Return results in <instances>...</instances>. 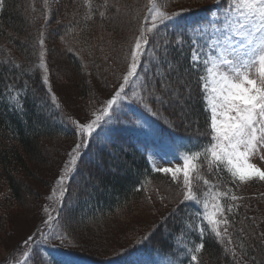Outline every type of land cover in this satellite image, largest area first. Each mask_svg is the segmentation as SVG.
Listing matches in <instances>:
<instances>
[{"label":"trees","instance_id":"obj_1","mask_svg":"<svg viewBox=\"0 0 264 264\" xmlns=\"http://www.w3.org/2000/svg\"><path fill=\"white\" fill-rule=\"evenodd\" d=\"M157 6L168 13L181 12L176 20L183 25L206 21L209 18L208 10L219 8L220 4L217 0H157ZM148 7V0H4L0 7V45H3L0 47V189L9 192L3 196L5 201L1 209L4 212L24 202V185L20 176L26 173L33 177L30 164L39 161L46 166L52 163L40 155L42 143L54 142L57 145L58 140L62 144L67 140H77L75 132L78 130L74 128L72 120L78 119L67 111L57 91L60 89L59 93L66 95L73 91L75 98L79 96L78 98L86 100L88 97L96 98L101 93L99 88L106 89L103 87L113 85L109 89L113 91L105 102L110 99L122 82V76L126 74L125 56L139 34L143 18L149 14ZM34 12L38 16L33 19ZM101 12L104 13L103 16L100 15ZM126 15L130 17L128 23L122 21ZM44 19L46 21L42 26L40 23ZM50 28L53 39L49 35L51 39L48 45L44 42L45 51L47 53L50 49L52 53L55 52L51 55L52 58H55V54L60 57L63 55V62L57 60L59 65L55 72L61 69L67 81L66 85L60 81L56 90L54 79L48 75L47 68V73L43 71V75L47 76L51 92L48 85L43 83L42 71L36 65V62L40 64L41 45L37 54L36 46L33 47L34 37ZM157 31L155 41L159 47L154 49L156 56H161L166 46L168 59L178 61L179 71L184 73L190 67L191 36L178 38L176 28L159 23L154 32ZM210 36L211 33L204 40L210 39ZM114 40L118 44L122 43L118 51L111 50ZM58 43L63 50L62 54ZM55 44V49L52 50L51 46L54 47ZM152 45L153 36L150 35L149 46ZM148 54L151 56L152 52ZM111 60L118 64L114 67L113 75L107 74L113 68ZM45 65L47 67V63ZM197 76L198 72H193L185 80L186 84L191 83L195 89L193 98L187 102L189 122L177 120V114L171 112L165 104L153 103L155 97H148L149 105L157 110L156 116L144 112L133 103L125 109L128 115L122 114L121 120L127 123L133 114L142 113L155 122L160 130V138L144 141L131 131L124 130L122 125H113L110 126L112 131L108 133L109 139H105L102 134L85 151L77 166L68 174L74 178L71 182L65 179L63 187L67 191L61 195L60 186L51 197L49 215L56 217L59 209L60 224L57 225L55 220L51 223L65 233L63 245L49 242L43 235L37 236L39 232L41 234L48 231L47 225L41 222L31 235L35 236V240L39 239V242L34 244L32 255L25 264H41L42 259H51L56 264L58 260L48 255V250L53 249L96 264L116 261L127 264L128 253L135 252L138 248L143 249L142 253L150 259H166L176 264H264V244L260 242L254 222L240 213L242 205L238 201L239 189L253 184L254 180H233L226 169H217L215 166L211 171L208 170L202 149L209 141L205 134L209 121L200 99ZM156 85L159 90V79L156 80ZM12 97L19 100V106H14L15 100ZM71 98L70 95V101ZM58 119L59 123L56 122ZM81 120L84 119L79 118ZM159 144L174 145L182 156L190 157L192 164L197 166L190 174L197 193L196 203H181L183 173L177 180H173L170 173L152 170L146 152L150 146L158 147ZM95 150L97 153L93 154L94 158L91 157L92 161L89 162L90 154ZM85 163L102 169H108V164L111 163L108 170L113 171L95 177L88 188V201L83 199V192H75L78 175L85 170ZM166 190L173 193V202L165 209V214L159 218L161 220L155 227L149 229V220L143 221L147 224L145 231L140 230L143 232L135 238L132 236L136 232L129 234L127 238L132 237V242L113 254H90L85 250L98 248L103 251L110 248L104 245H118L126 235L123 234V225L127 222V216H132L138 207L158 199V195ZM76 193L81 203L72 212L73 221L66 224L69 200H73ZM260 195L261 192L255 198L261 206ZM233 196L237 199L233 200ZM213 205L224 209L223 217L218 215L216 218H227L228 223H221L219 228L235 246L233 255L225 245L223 236L216 237L207 224L206 216L214 210ZM159 211L161 212L160 209ZM10 213L6 218L3 216L5 213L0 215V230L7 229L5 221L8 224ZM189 213L191 216L187 217ZM76 221H81V224ZM225 228L227 232L224 231ZM201 229L204 247L200 252H195V247L201 242ZM243 234L250 236V243L245 241ZM92 235L94 238L90 240ZM146 235L148 239L138 243ZM120 252L124 256H119ZM193 254L197 256L196 261L190 260Z\"/></svg>","mask_w":264,"mask_h":264},{"label":"snow or ice","instance_id":"obj_2","mask_svg":"<svg viewBox=\"0 0 264 264\" xmlns=\"http://www.w3.org/2000/svg\"><path fill=\"white\" fill-rule=\"evenodd\" d=\"M4 0H0V7ZM220 7L209 9V18L180 25L176 20L181 12L168 13L157 6V0H148V15L143 18V24L138 29L139 34L134 38L125 56L126 74L122 76V82L114 94L108 99L102 109L91 112L90 117L83 122L72 120L77 142L69 153L70 159L59 175L57 185L61 186L63 195L67 188L63 187L66 177L69 182L74 176H69V168H75L79 158L84 155L91 145L95 144L101 135L109 139L108 133L112 131L110 126L122 125L126 131H131L144 141H154L160 138V130L155 122L149 120L142 113L133 114L127 123L121 120V115L131 104L141 107L144 112L157 115L148 103V97H155L153 103L165 104L170 101L182 102L191 100L195 89L191 83L185 84V80L193 72H198L197 86L200 90V99L204 105V111L208 113L209 121L206 135L208 144L203 147L208 170L213 166L217 169H226L233 180L247 182L251 180L264 181V170L251 162L253 157L264 160V0H217ZM183 11V10H181ZM104 15L103 12L100 13ZM159 25H168L176 28V35L182 38L191 36L190 67L179 71V62L168 59V51L165 46L161 56H156L154 49L159 47L155 41L158 35ZM211 33L210 39L204 37ZM153 36V45L149 46V36ZM41 49L44 45L43 34L39 38ZM207 49V51H206ZM149 52L152 55L149 56ZM39 67L47 73L44 63V51H40ZM169 77H174L170 80ZM159 79L161 87L158 90L156 80ZM43 83L51 87L47 76ZM127 89V90H126ZM143 93V94H141ZM15 100L14 106H19V100ZM53 99L55 97L53 96ZM59 107V105H57ZM100 131H97V130ZM210 157V159H209ZM154 159V153L149 154ZM179 159V157H178ZM183 185L181 191L184 201L197 202V193L190 180V174L197 167L191 162V158L183 160ZM154 170L171 173L172 179H177V173L170 167H157ZM207 183V181H206ZM233 200L237 197L233 196ZM63 207V204H61ZM214 210L206 216L207 224L211 226V232L216 237L221 236L219 225L227 224V218L223 217L224 209L219 205H213ZM205 211L207 204L204 205ZM45 212L48 208L45 207ZM231 210V208L229 209ZM51 215L44 221L48 227L47 233L41 235L49 242L60 241L63 245L65 233L54 227L51 221L60 224L58 217ZM227 232V229H224ZM201 242L195 247V252H200L204 244L203 229L200 230ZM148 236L141 238L138 243L147 240ZM29 237L24 243L28 245L33 241ZM143 249L128 253V264H152L151 261L141 258L138 254ZM124 256L123 252L118 253ZM62 259L56 264H74L70 254L59 253ZM191 261H196L197 256L191 255ZM41 264H53L51 259H42ZM115 264H120L116 261ZM155 264H161L156 261Z\"/></svg>","mask_w":264,"mask_h":264},{"label":"rangeland","instance_id":"obj_3","mask_svg":"<svg viewBox=\"0 0 264 264\" xmlns=\"http://www.w3.org/2000/svg\"><path fill=\"white\" fill-rule=\"evenodd\" d=\"M37 16L38 14H36L35 12L32 13L33 19ZM27 19H28V13H27ZM57 19H58V16H57ZM129 20H130V17L126 15L122 21L125 23H128ZM45 21L46 20L44 19L40 24L43 26ZM50 30L51 28L43 30V39H44V42H46V45H48L51 38L53 39L50 33ZM55 30L56 28H54V31ZM40 34L34 37L35 45L33 47L36 46V50H35L36 54H37L38 49H40L39 48V45H40L39 38L41 36ZM49 35L51 36V38ZM58 45H59L58 48L60 49L61 48L60 44L58 43ZM55 46L56 44L54 45V47L51 46V49L54 50ZM112 46L113 48L111 50L118 51L120 50L122 43L118 44L114 40ZM0 47H3V45H0ZM41 50L45 52L44 63L45 64L47 63L48 75H50V77H53L55 87L58 85L60 81L62 83H65L66 85L67 81H65L66 79H65V76L62 70L59 69L58 71L55 72V70H57V66L59 65V63L57 64V60L59 59L60 62H63V55L60 57L55 54V58H52L53 56L51 55L54 54L55 52L52 53V51L49 49L46 53L45 45H43ZM59 52L62 54L63 50ZM35 59L37 60V55ZM111 62H112L111 66H113V68L111 67V70L109 71V73H107L109 75H113V72L115 70L114 67L118 66V64L114 60H111ZM36 65L38 68H40L37 62H36ZM58 68H61V67H58ZM40 69L43 75L44 70L42 68ZM110 86L111 85L107 87H103L106 89L99 88L101 93L98 94L96 98L88 97L86 100L78 98L79 96H76L75 98V96L73 95V91H71L72 94H70L72 97L71 101H70V95L59 93L61 91L60 89H59V92L57 91V93L62 98L63 103L67 111L70 114H72L78 120L79 118L85 120L90 117L91 112H93L96 109H101V107L104 105L106 97L113 91V90H109ZM56 90H58L57 87H56ZM188 101L189 100H182V102H178V101L173 100V101H170L169 103H165V106H167L171 110V112H175L177 114V117H178L177 120L183 121V122H189V117H188L189 106L187 104ZM84 120H81V122H83ZM56 122L59 123V119ZM68 142L69 141L67 140L65 141L64 144H62L63 142L62 141L60 142L58 140L57 145H55L54 142H52L51 144H47L45 142L41 144L40 155L43 156V158H47L52 163L46 166H44L42 163H39V161L38 163L37 162L31 163L30 169L33 173V177L28 176V174L26 173H23L20 176L21 182L24 185V188H23L24 202L23 203L19 205L17 204L16 207H14L13 209L10 208L11 210L9 209L4 212L3 209H1L5 201L3 200L4 198L3 196L8 195L9 192L8 190L0 189V215H3V213H5V215L3 216L6 218V216H8L7 214L11 212L10 213L11 216L9 218L8 224L5 221V225L7 229L0 230V264H25L28 260V257L32 255L31 251H32V248L34 247V244L30 242L28 245H26L24 242H25V239L29 238L32 235V233L35 232V229L38 227V225L41 222H44L48 218V215L51 213V207H52L51 197L53 195L52 193L55 192L58 188H60V186L57 185L58 177L59 175L62 174L64 166L70 159L69 153L71 152V149L74 147L77 140L75 142H72V141L69 143ZM96 153H97V150L93 151L90 154L89 162L92 161L91 157L94 158L93 154H96ZM146 153H147L148 159H150L149 154L154 153V159H150L153 169L157 167H170L172 168L173 171H175L176 168H180L181 171L177 173V179H178V176L183 173V167H184L183 160L185 158L180 156L179 151L175 148L174 145L159 144L158 147L150 146L147 149ZM251 162L256 164L257 167H260L261 170H264V160H260L258 157H253L251 159ZM110 164H108V169H109ZM84 167H85V170H83L78 175V182H77V187H76L75 192L77 193L79 191L83 192V199L88 201L89 199L87 197L89 196L88 194H90L88 190L90 183L94 181L97 175L104 174L108 172L109 170L107 168L106 169L95 168L94 166H90L89 163H85ZM72 171H73V168L72 169L69 168V173H71ZM109 172H113V171L111 170ZM66 180H68V178H66ZM253 182H254L253 184L248 185L246 187H242L238 191V201L242 205L240 209V213H242V215L245 218L249 217L254 222V227H256L257 229L260 242L264 244V181H260L256 179ZM259 192H261V195H260L261 206L259 205V202L255 198V196ZM77 193H76V196H73L72 198L73 200H69V205H68L69 213H67V216H66V219H67L66 224L67 222L71 223L73 221V219H71L72 212L75 210L76 206L81 203L78 200ZM172 194L173 193L169 192L168 190L163 191L162 194L158 195L157 197L158 199L151 200L149 201L148 204H145L142 207H138L132 216L130 217L127 216V222L123 225L125 226L124 227L125 229H123L124 231L123 234L126 233V235L120 239V242L118 245L116 246H113L110 244L104 245V246H108L107 248L109 247L110 248L107 250H103V251L98 248H96V250L86 248L85 250L89 251L88 253L92 252V254L94 253L97 254L101 252H106L105 254H113L115 252H118V250L127 247V245L130 242H132L133 238L137 237L140 233L143 232L140 230L144 229L145 231V229L147 228V224L143 221H147V219L149 220L150 222V225L148 227L149 229L157 225L159 220H161L159 218L165 214L166 212L165 209L168 207L169 204L173 202L171 198V196H173ZM45 207L48 208V212H45L44 210ZM159 209L161 210V212L159 211ZM190 216H191V213L187 214V217H190ZM76 223L81 224V221H76ZM144 223L146 224L145 226L143 225ZM219 231L222 233L220 228H219ZM132 232H136L132 236L133 238L132 237L127 238V236H129V234H131ZM221 236H223L225 245L227 246L230 254L233 255V248H235V246L232 244V242H230L226 238L225 234L222 233ZM242 236L244 237L247 243L251 242L250 236L248 237V236H245L244 234ZM93 238L94 236L92 235L90 237V240ZM53 243L59 244L60 241L57 240V241H54ZM52 246L55 247L54 245ZM48 251L50 252L51 257L57 258L59 260L62 259V257L59 256L60 252L55 251V250H48ZM138 255L143 259H147L151 261L152 264H155L156 261H160L161 264H174L173 262L171 263V262H168L162 259H157V260L150 259L148 256H146L142 252L139 253ZM71 257L74 261V264H96L85 258H74L73 256ZM126 263L128 264V259H126ZM110 264H115V263H110Z\"/></svg>","mask_w":264,"mask_h":264}]
</instances>
